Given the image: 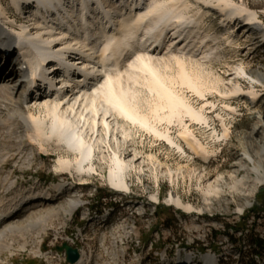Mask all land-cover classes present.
Masks as SVG:
<instances>
[{"label": "bare ground", "instance_id": "obj_1", "mask_svg": "<svg viewBox=\"0 0 264 264\" xmlns=\"http://www.w3.org/2000/svg\"><path fill=\"white\" fill-rule=\"evenodd\" d=\"M8 1L16 12L23 13L22 16L28 23L18 25L16 19L8 14V7L0 1V48L14 53L7 62H3L2 56L0 57V136H17V151L29 149L33 145H37L43 155L47 154L50 146L54 150L64 149L72 158L68 155L59 157L54 164L55 171L59 174L75 172L79 176L92 175L96 172L95 162L89 163L95 154L98 159L103 160L106 152H111L108 183L121 196L129 195L131 187L127 174L138 167L141 157H136L133 153L126 154L120 149L130 136L125 130L127 122L138 125L142 130L185 153L181 144L168 131H161L156 123L171 122L173 118L185 114L196 122L208 124L207 117L200 111H195L183 98L164 86L163 79L155 68L158 63H170L173 60L179 65H194L196 68L187 72L183 67L180 79L199 95L210 89L221 92L220 95L225 98L242 99L250 96L255 102L259 98L254 93L255 83L251 85L252 90H245L236 77L243 74L263 85L264 73H254L238 64L224 84V78L204 73L202 65L218 56L220 41L224 39L222 34L203 29L204 17L215 7H218L222 15L221 28L234 23V28L238 27L232 30L235 35L242 28H246L248 34L260 33L264 36V27L261 26L259 17L244 13V10L222 2L223 0ZM214 1L217 3L214 4ZM201 2L204 3V8L198 7L195 13L188 15L193 11L190 10L193 4ZM14 22L19 28L12 27ZM164 39L167 43L161 48ZM72 55L75 57H71ZM14 57L17 60L12 62ZM70 63L80 66L79 71L82 73L77 77L70 76L61 80L62 73L71 72V69L66 70ZM48 66L51 68L45 72ZM58 70L62 73L58 74ZM140 73L148 74L143 79L145 87L164 99V103L156 104L151 109L150 113L155 114L153 119L141 110L136 101L137 94L129 83L130 79L136 83L138 79L135 75ZM28 75L41 77L45 87L51 84L52 97L42 100L39 96L36 99L25 89L15 90L16 84L25 83ZM221 86L226 87V91H221ZM225 107L233 109L230 105ZM34 109H37V113ZM159 110L167 113L160 114ZM257 112L255 126L245 133L243 140V146L251 150H244L240 154V160L246 165L249 174L245 176V180L244 176L236 179L233 174H229L232 179L235 178L231 184L232 190L242 197L246 195L240 191L243 181L251 183V189L264 185V135L254 138L258 130L262 129L264 133V114ZM118 119L126 123L121 124ZM19 123L21 133L18 132ZM227 130L224 126L222 136ZM179 137L197 156L207 160L206 147L192 137L189 130L180 131ZM0 146L3 148L5 144ZM29 154L31 157L32 151ZM5 160L7 159L0 153V164ZM156 167L163 169L159 162H156ZM4 168L5 166L0 167V188L8 193L13 192L14 195L8 199L0 197V264H3L1 253L15 247L14 237L29 235L38 229L43 230L60 212L64 214V218H68L78 210L81 216L80 210L86 209L87 212L81 217L83 221L100 217L110 209L103 210L102 206L98 209L94 206L91 208L89 202L82 200L83 195H74L65 205L59 204L56 208L51 203L56 194L51 193L50 189L24 195V190L20 188L16 178L12 176L7 180L10 173L6 174ZM166 170L172 178L183 172L182 168ZM189 171H193L202 184L200 189L204 194V207L185 203L173 191L165 199V205L188 214L203 212L205 207H209L210 197L219 196L220 188L217 187V180L210 179L202 170L192 168ZM53 187L57 194L67 189L63 181ZM152 198L155 200L152 203L157 205L159 197ZM258 203L253 198L244 199L236 214L241 218L253 211ZM105 206L115 209L116 203H106ZM233 228L237 231L236 225L227 229L232 231ZM241 229L244 231V228ZM77 230L80 232V229ZM134 231L137 232V229ZM235 237L234 233H225L224 242L230 246L225 254L219 253V247L207 252L195 250L185 253L181 242L174 243L164 248L160 257L154 256L153 264H218L226 260L228 255L235 260V264H264V247H261L262 255H259L251 249V243L238 244L232 240ZM26 245L23 241L16 246L24 249ZM247 248L249 257L244 255ZM91 259L92 257L88 260L80 259L68 264H91ZM148 262L151 264L150 260Z\"/></svg>", "mask_w": 264, "mask_h": 264}, {"label": "rangeland", "instance_id": "obj_2", "mask_svg": "<svg viewBox=\"0 0 264 264\" xmlns=\"http://www.w3.org/2000/svg\"><path fill=\"white\" fill-rule=\"evenodd\" d=\"M0 1L5 4V7H8L9 15L12 16L11 7L7 0ZM222 2L244 10V13L256 15L259 17L261 26L264 27V0H223ZM194 4L190 9L193 11H190L191 13L188 15L195 13L198 7L204 8L203 2ZM217 8L215 7L204 17L203 29L222 34L221 37L224 39L220 41L218 56L202 65L205 70L204 73L224 78L222 84L227 82L228 75L233 73V68H236L238 64H242L244 69H251L254 73L256 71L264 73V36L260 33L248 34L246 28H242L238 35H235L236 33L232 30L238 27L234 28V23L221 28L222 15ZM105 12L104 10L103 13L105 14ZM228 41H232V43ZM166 43L165 40L160 47H165ZM16 60L14 57L12 62ZM183 67L186 72L196 68L194 65H179L173 60L170 63L155 65L158 74L163 79L164 86L183 98L195 111L204 114L208 124L196 122L185 114L173 118L171 122L156 123L161 131H168L169 135L181 144L185 150V153H182L152 133L142 130L138 125L118 119L119 123H126L125 130L130 135L127 143L125 142L124 147H120V149H123L126 154L133 153L136 157H141L138 160L140 162L138 167L131 169L127 174V181L131 187L129 195L121 196L108 183L111 152H106V157L103 160L98 159L99 157H96L95 154L89 163L95 162L96 172L92 175L79 176L75 172L59 174L54 168L59 157L68 155L72 158V155L64 149L54 150L50 146L47 154L43 155L40 153L39 147L33 145L29 149L17 151V136L14 135L10 138L0 136V144H5L3 148H0V153L7 159L0 164V167L5 166L6 174L10 173L7 180L12 176L18 180L20 188L24 190V195L31 192L41 193L47 189H50L49 191L55 195L57 193H54L53 186L63 181L67 189L55 196L51 202L55 206L65 205L66 201L74 195H83L81 196L82 200L89 202L91 208L94 206L91 203L101 198L113 199L112 204L116 203L115 209H113L112 206L104 207V204L110 203V201L101 200L103 210L110 209L100 217L89 218L90 221L89 219L83 221L81 219L82 214L87 212L86 209L80 210L81 216L78 210L68 218H64V214L60 212L59 215L52 218L50 224L43 230L38 229L29 235L14 237L15 247L11 251L5 250L1 253L3 264H59L51 253L46 254L49 252L53 237L57 233H60V239H67L71 232L77 237L108 233L107 237L90 239V246L101 245L100 257H92L91 264H149L148 260L153 264L155 262L154 256H159L164 248L170 247L174 243H180L181 239L183 242H189L191 238L212 240V244L220 245L218 246L219 253L225 254L230 246L225 244L224 235L212 236V227H216L217 233H234L235 238L244 236L241 227V234L239 227H237L240 219L236 214L238 207L244 199L251 200L253 198L259 203H264V185L256 187L254 190L251 189V183L243 181L240 191L246 195L242 197L238 192L232 190L231 184L235 178L241 179L244 176L243 180H245V176L249 174L246 165L240 160V154L244 150H251L243 146V140L245 133L255 126L257 111L264 114V83L260 85L243 74L236 77L239 79L240 86L245 90H252L251 85L255 83L254 93L256 97H259L256 102L251 100L250 96H245L242 99L225 98L220 95L221 92L210 89L199 95L181 82L180 72ZM147 77V73H140L135 75V78L138 79L136 83L131 79L129 83L137 94L136 101L141 110L153 119L155 114L150 113L151 109L156 104L164 103V99L145 87L143 79ZM221 91H226V87L221 86ZM225 105L232 106L234 110L227 109ZM34 112L37 113V109H34ZM159 113L165 114L167 111L159 110ZM20 126L19 123V133H21ZM224 126L228 130L222 136ZM183 129L189 130L192 137L206 147L208 151L207 160L197 156L182 142L179 132ZM263 135L264 133L260 129L254 138H260ZM253 148L256 149L257 147ZM30 151H32L31 157ZM156 162H159L163 169L160 170V167H156ZM167 168L173 171L182 168L183 172L172 178L167 172ZM192 168L202 170L210 179L215 178L220 193L219 196L213 195L210 197L211 199L209 198L210 208L207 206L203 212L196 211L188 214L173 206L165 205V199L173 191L185 203L204 207V194L200 189L202 184L197 180L193 171H189ZM260 168L263 169V167ZM229 174H233L235 178L232 179ZM71 187L76 191L71 190ZM13 195V192L8 193L0 188V197L8 199ZM153 196L159 197V205L152 203L155 201ZM57 206L56 208H58ZM176 217L180 220V225H178ZM231 225H236L237 231L234 228L232 231L228 230L227 228ZM77 229H80V232ZM134 229H137V232ZM158 237H160L159 246L164 241L159 252L157 242H155ZM23 241L27 243L26 247L24 249L18 248V244L20 245ZM55 244L57 243L55 242ZM195 250L203 249H199V247L185 248V253ZM205 251L203 250V252ZM244 255L245 257L250 256L249 248L245 250ZM229 257L230 259H228ZM228 258L218 264H235V260L231 256L228 255Z\"/></svg>", "mask_w": 264, "mask_h": 264}, {"label": "built area", "instance_id": "obj_3", "mask_svg": "<svg viewBox=\"0 0 264 264\" xmlns=\"http://www.w3.org/2000/svg\"><path fill=\"white\" fill-rule=\"evenodd\" d=\"M101 200H108L110 201V203H112L113 201V199L101 198L100 200H97L91 204H94L96 209L101 208ZM157 205H159V203H157ZM176 221L178 225H180V220H178L177 217ZM237 227L244 228V236H242L241 238H232V240H234V242H237L238 244H241L242 242H252L255 244V252H257L259 255H262L261 247L263 246L258 245L256 240H264V203H258V206L253 207V211H250L242 216L238 221ZM211 233L212 236L225 235V233H216V227L211 228ZM107 235L108 233H105V235L91 234L89 237H77L74 236L73 232H71V235L67 236V239H60V233H57L53 237L52 246L55 245V242L58 243L61 241H66L78 248L80 259L88 260L90 257H100L101 255V245L90 246V239L107 237ZM155 242H157V250L160 251L161 246L164 244V241L161 242V246L158 245V243L160 242V237H158V240H156ZM181 245L185 246V248L191 249L192 247H199V249H203L206 251L216 250L217 247L220 246L219 244H212V240H196L195 238H191L189 242H183L181 239ZM50 253L57 260H65L64 254L58 253L54 250H49L47 254Z\"/></svg>", "mask_w": 264, "mask_h": 264}, {"label": "water", "instance_id": "obj_4", "mask_svg": "<svg viewBox=\"0 0 264 264\" xmlns=\"http://www.w3.org/2000/svg\"><path fill=\"white\" fill-rule=\"evenodd\" d=\"M56 250L59 252L64 251L66 255V260L69 263H74L79 258V253L77 249L68 245L67 243H62L61 245H57Z\"/></svg>", "mask_w": 264, "mask_h": 264}, {"label": "trees", "instance_id": "obj_5", "mask_svg": "<svg viewBox=\"0 0 264 264\" xmlns=\"http://www.w3.org/2000/svg\"><path fill=\"white\" fill-rule=\"evenodd\" d=\"M239 228H240V227H239ZM256 242H257L258 245H262V246L264 247V240H262V239H257ZM250 245H251V249H252L253 251H255V244L251 242ZM257 247H258V246H257Z\"/></svg>", "mask_w": 264, "mask_h": 264}]
</instances>
